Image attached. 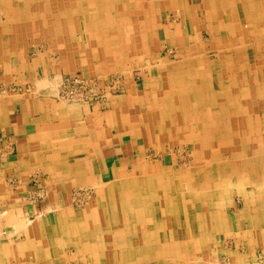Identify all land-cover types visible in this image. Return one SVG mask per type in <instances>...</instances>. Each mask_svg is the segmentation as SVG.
<instances>
[{
	"label": "crops",
	"instance_id": "1",
	"mask_svg": "<svg viewBox=\"0 0 264 264\" xmlns=\"http://www.w3.org/2000/svg\"><path fill=\"white\" fill-rule=\"evenodd\" d=\"M0 17V264H212L227 237L234 258L264 251V0H0ZM154 24L183 62H139L102 102L57 100ZM153 73L167 110L149 109ZM165 134L194 142L195 163Z\"/></svg>",
	"mask_w": 264,
	"mask_h": 264
},
{
	"label": "rangeland",
	"instance_id": "2",
	"mask_svg": "<svg viewBox=\"0 0 264 264\" xmlns=\"http://www.w3.org/2000/svg\"><path fill=\"white\" fill-rule=\"evenodd\" d=\"M146 9V8H145ZM155 28V32L153 34V37H152V34L149 38L147 37H144V40H145V44H144V40H128V42H133L134 43V46L130 45L129 46H132L129 48L130 52L126 59L123 55L121 54H115L112 56V58H110V56H108L107 58V61L104 59V63H108L104 66V70H99L97 68H100V65L103 63V59H101L99 62L98 60L96 61V65L92 68V70H86L84 68H80L78 69V71L74 72L73 74H70V75H67L63 78L62 82L65 80V78H67L68 76H71V75H74V74H80L81 76L85 77L87 79V81L89 82H92V81H96L97 82V86L99 88V91L102 93L101 96L94 100L93 102H91L90 104H94L95 102H102L104 100H106V98H108V96L110 95H117V94H121L123 92H121V89H120V81L121 78H126L127 81L128 80H131L134 76H133V68L135 67L136 64H139V62L142 64V65H145V64H152V61L154 62V64H157L158 62H161V63H167L169 62V64L171 63H174V64H179L181 62L184 61V54L181 53L180 49H177L176 48V45H173V44H167L165 43V41H167L168 39L167 38H164V31H161L160 27L162 26L161 24L159 25V28L157 26V24H154ZM129 31L133 30L132 29V26H129L128 28ZM158 33V34H157ZM145 34L146 31H145ZM158 35H159V38H158ZM152 37V38H151ZM151 38V39H150ZM154 38V39H153ZM156 39L158 41H156ZM155 40V42H154ZM204 40L206 42H210L211 41V38H209V35H204ZM119 41V40H118ZM143 42V44H142ZM152 42L154 43L152 45ZM141 43V46L144 48V52L142 53L141 50L139 49L137 51V46H140ZM157 43H159L157 45ZM144 45V46H143ZM211 57H214V55L211 54ZM152 60V61H151ZM156 62V63H155ZM122 63V65H120ZM84 73V74H83ZM136 73H140V72H136ZM146 72H144L143 74H145ZM115 74H118V75H122L123 77L121 78H117V77H120L118 75H115ZM89 75V76H88ZM98 75V76H97ZM153 77L152 75L149 77V81H150V86L153 88V94L155 95L154 97V101L152 102V104L149 106V109L150 110H158L157 109V106L155 103L156 101L158 102H161V107L165 108V110H167L166 108V99H167V91H166V87H165V83H161V80L162 78L159 77L158 75L154 74L153 73ZM93 76H97V77H93ZM100 76V78H98ZM113 76H116L113 77ZM144 76V75H143ZM104 77V78H103ZM109 77V78H107ZM161 79V80H160ZM165 80V79H164ZM62 84V83H61ZM160 84H162V88L160 87ZM61 87V85H60ZM12 89L16 92H25L27 91L28 89L23 87V86H19V85H13ZM1 90V89H0ZM60 92V88H59V91L58 93ZM57 100H59V102H63L65 104H78V105H83V106H86V104H79V103H72V102H66L65 100L63 101V99L61 100L59 98V94H57ZM164 101V102H163ZM89 105V104H87ZM171 111V110H170ZM171 122H173L172 119H169ZM179 120V119H178ZM178 120H176L177 122V125H178ZM166 119H162L160 121V123H163L165 122ZM211 121V120H209ZM208 121V123H210ZM156 132L158 131V129H163V128H166L165 129V132L167 130L169 131H175L176 128H171L169 124L165 123L164 124V127L163 128H160V126H156ZM165 138V141L162 143L163 144V147H167V149H169L171 147L172 150V154L174 156L175 159H188L189 161L191 160L193 162V164L195 163L193 160L196 158L197 159V154L198 152H196L194 150V142H190V141H185L184 144H178L179 141H177L175 143V146L174 144H167L168 141V137L170 138V135H166ZM160 137V136H159ZM209 137V136H208ZM211 137V136H210ZM231 136H228L227 134L224 135L223 137V144H224V147L225 148H230L231 144H232V139L230 140ZM161 139V137H160ZM209 140V146L210 148L212 149H215V144L216 142H213ZM172 142V141H171ZM161 144L158 142L156 147L158 148ZM169 145V146H167ZM171 145V146H170ZM152 151L149 152V153H153L154 149H151ZM215 153V152H214ZM214 153H211V156L214 154ZM226 156H227V153H225ZM151 157L154 158L153 155H151ZM214 158V156H213ZM192 171L194 172V175H203L204 174V169L201 167V168H196V167H191ZM242 167L240 168V171H241V174L243 173L242 172ZM246 172V170L244 171ZM246 174V173H245ZM226 184L224 185V188L227 186L229 187V190L232 191V194L233 193V183H227L225 182ZM241 185V189L240 190H244L246 191L247 188H246V183H240ZM86 190L87 189H78L77 192L81 193V194H85L86 193ZM244 191H239V192H236L235 195H237V197L239 198H242L241 200V206L243 205V200L246 198L242 196H244L245 194L242 193ZM79 196V197H78ZM235 197V200L240 203L239 199ZM77 199L80 200L81 203H83V196L81 197V195H79L77 193ZM35 200V198H34ZM86 203V202H85ZM231 237H227L226 239V243H229V247L228 248H224L222 252H219L217 254V256L215 257V261H213L212 264H221L220 262L222 260H230L236 264H264V251L260 250L257 252V254L253 255L251 254L249 256V254H239V253H236L235 257L234 258V255H232V253L230 252V250L233 248L232 247V241H231ZM234 249V248H233ZM223 255V256H222ZM210 261V262H212ZM211 264V263H210Z\"/></svg>",
	"mask_w": 264,
	"mask_h": 264
},
{
	"label": "built area",
	"instance_id": "3",
	"mask_svg": "<svg viewBox=\"0 0 264 264\" xmlns=\"http://www.w3.org/2000/svg\"><path fill=\"white\" fill-rule=\"evenodd\" d=\"M96 81L89 82L80 74L65 78L59 92V98L66 102L90 104L101 96ZM221 264H236L230 260H222Z\"/></svg>",
	"mask_w": 264,
	"mask_h": 264
},
{
	"label": "bare ground",
	"instance_id": "4",
	"mask_svg": "<svg viewBox=\"0 0 264 264\" xmlns=\"http://www.w3.org/2000/svg\"><path fill=\"white\" fill-rule=\"evenodd\" d=\"M22 2V1H21ZM63 2V1H62ZM11 3V2H10ZM60 3V2H59ZM26 4V3H25ZM19 5H21V4H19ZM27 5V4H26ZM69 5V4H68ZM63 6V5H62ZM66 6V5H65ZM26 7H28V6H26ZM5 8V7H4ZM88 8V7H87ZM9 9V8H8ZM7 9V10H8ZM13 10V9H12ZM6 11V10H5ZM24 11V10H23ZM28 12V11H27ZM121 12V11H120ZM124 12V11H123ZM127 12V11H126ZM30 13V12H29ZM92 14V13H91ZM127 15V14H126ZM25 16V15H24ZM77 16V15H76ZM31 17V16H30ZM51 17H52V15H51ZM64 17V16H63ZM72 17V16H71ZM105 17V16H104ZM74 18V17H73ZM100 18V17H99ZM0 19H1V17H0ZM69 19V18H68ZM71 19V18H70ZM98 20V19H97ZM3 21V20H2ZM18 22V21H17ZM8 23V22H7ZM60 23V22H59ZM14 24V23H13ZM17 24V23H16ZM61 24V23H60ZM18 25V24H17ZM62 25V24H61ZM26 26H28V25H26ZM66 26V25H65ZM21 27V26H20ZM25 28V27H24ZM65 28V27H64ZM78 28V27H77ZM63 29V28H62ZM66 29V28H65ZM117 29V28H116ZM18 30V29H17ZM40 31V30H39ZM62 31V30H61ZM65 31V30H64ZM18 33V32H17ZM64 33V32H63ZM147 36V35H146ZM1 37V36H0ZM61 37V36H60ZM18 40V39H17ZM14 41V40H13ZM1 42V41H0ZM16 42V41H15ZM59 43V42H58ZM96 43V42H95ZM11 44V43H10ZM16 47V46H15ZM58 49V48H57ZM18 50V49H17ZM11 53V52H10ZM20 53V52H19ZM18 54V53H17ZM12 56V55H11ZM20 56H22L21 54H20ZM9 59V58H8ZM205 62V61H204ZM187 66V65H186ZM21 69V68H20ZM199 69V68H198ZM196 72V71H195ZM189 73V72H188ZM203 73V72H202ZM84 74V73H83ZM187 74V73H186ZM98 76V75H97ZM197 77V76H196ZM173 80V79H172ZM179 84H181V83H179ZM40 86V85H39ZM180 87V86H179ZM59 94V93H58ZM12 95V94H11ZM29 98V97H28ZM71 105V104H70ZM201 106V105H200ZM66 107V106H65ZM78 108V107H77ZM216 114V113H215ZM4 117V116H3ZM166 117V116H165ZM222 120V119H221ZM121 121V120H120ZM121 123V122H120ZM218 123V122H217ZM157 125V124H156ZM218 125V124H217ZM63 127V126H62ZM201 129V128H200ZM80 130V129H79ZM197 130V129H196ZM77 131V130H76ZM195 131V130H194ZM60 133V132H59ZM71 134H73V133H71ZM156 134V133H155ZM59 135V134H58ZM69 135V134H68ZM67 136V135H66ZM89 136V135H88ZM220 136V135H219ZM196 138V137H195ZM189 141V140H188ZM201 144V143H200ZM199 144V145H200ZM196 145V144H195ZM194 145V146H195ZM246 145V144H245ZM204 146H205V144H204ZM242 147V146H241ZM48 148V147H47ZM58 148V147H57ZM200 148V147H199ZM46 149V148H45ZM57 150V149H56ZM59 150V149H58ZM67 150V149H66ZM198 151H200V150H198ZM79 153V152H78ZM207 153H209V152H207ZM95 154V153H94ZM59 156V155H58ZM92 157V156H91ZM52 158V157H51ZM56 158H58V157H56ZM77 158V157H76ZM84 158V157H83ZM90 158V157H89ZM202 158V157H201ZM205 158V157H204ZM209 158V157H208ZM81 160V159H80ZM85 160V159H84ZM98 160V159H97ZM206 160H207V158H206ZM63 161V160H62ZM58 162H60V161H58ZM89 162V161H88ZM170 162V161H169ZM212 162V161H211ZM215 162V161H214ZM61 163H64V162H61ZM203 163V162H202ZM42 164V163H41ZM196 165V164H195ZM200 165V164H199ZM208 165H210V164H208ZM69 166V165H68ZM71 166V165H70ZM117 166V165H116ZM160 166V165H159ZM78 168V167H77ZM79 169V168H78ZM117 169V168H116ZM208 169V168H207ZM146 170V169H145ZM190 170V169H189ZM67 171V170H66ZM118 171V170H117ZM151 172V171H150ZM146 173V172H145ZM154 173V172H153ZM80 174V173H79ZM143 174V173H142ZM205 174V173H204ZM80 177V176H79ZM128 177H130V176H128ZM120 178V177H119ZM122 178V177H121ZM205 180V179H204ZM64 181V180H63ZM209 181V180H208ZM115 182V181H114ZM216 182V181H215ZM71 183V182H70ZM104 183V182H103ZM103 183H100V184H103ZM187 183V182H186ZM184 184V183H183ZM89 185V184H88ZM93 185V184H92ZM98 185V184H97ZM96 185V186H97ZM103 185H106V184H103ZM190 185V184H189ZM95 186V185H94ZM119 186V185H118ZM143 187V186H142ZM192 187V186H191ZM63 188V187H62ZM61 188V189H62ZM82 188V187H81ZM91 188V187H90ZM148 188V187H147ZM217 188V187H216ZM186 190V189H185ZM190 190V189H189ZM220 190V189H219ZM161 191V190H160ZM159 191V192H160ZM2 192V191H1ZM62 192V191H61ZM88 192V191H87ZM220 192V191H219ZM161 193V192H160ZM152 194V193H151ZM220 194V193H219ZM154 195V194H153ZM197 195V194H196ZM195 196V195H194ZM72 197V196H71ZM90 198H92L91 196H90ZM55 199V198H54ZM71 199V198H70ZM148 199V198H147ZM196 199V198H195ZM200 199V198H199ZM93 200V199H92ZM95 201H96V199H94ZM76 201V200H75ZM147 201V200H146ZM61 202V201H60ZM22 203V202H21ZM147 203H150V202H147ZM69 204V203H68ZM93 204V203H92ZM101 204V203H100ZM131 204V203H130ZM22 205V204H21ZM89 205V204H88ZM23 207V206H22ZM148 207V206H147ZM188 207V206H187ZM160 208V207H159ZM156 209V208H155ZM51 210V209H50ZM54 210V209H53ZM87 210V209H86ZM61 211V210H60ZM29 213V212H28ZM42 213V212H41ZM49 215V214H48ZM53 216V215H52ZM220 216V215H219ZM40 217V216H39ZM65 217V216H64ZM71 217V216H70ZM69 217V218H70ZM178 217V216H177ZM15 218V217H14ZM41 218V217H40ZM93 218V217H92ZM144 218V217H143ZM59 220V219H58ZM140 220H141V218H140ZM189 220H190V218H189ZM29 221V220H28ZM56 221H57V219H56ZM65 221V220H64ZM95 221V220H94ZM109 221V220H108ZM31 222V221H30ZM181 222V221H180ZM189 223V222H188ZM25 227V226H24ZM179 227V226H178ZM82 233V232H81ZM178 233V232H177ZM99 235V234H98ZM27 236V235H26ZM50 236V235H49ZM105 236V235H104ZM77 237H79V236H77ZM175 237V236H174ZM39 238V237H38ZM80 238V237H79ZM78 238V239H79ZM152 239V238H151ZM183 239V238H182ZM52 241V240H51ZM99 241V240H98ZM49 244V243H48ZM42 248V247H41ZM79 248H81V247H79ZM127 248V247H126ZM30 250V249H29ZM131 252V251H130ZM83 254V253H82ZM85 255V254H84ZM102 255V254H101ZM223 256V255H222ZM42 258V257H41ZM128 259V258H127ZM44 259H42V261H43ZM46 261V260H45ZM39 263V262H38ZM66 263V262H65ZM104 263V262H103ZM120 263H122V261L120 262Z\"/></svg>",
	"mask_w": 264,
	"mask_h": 264
}]
</instances>
